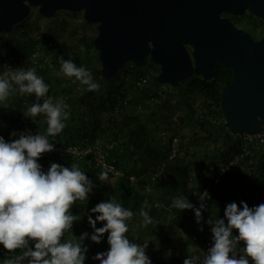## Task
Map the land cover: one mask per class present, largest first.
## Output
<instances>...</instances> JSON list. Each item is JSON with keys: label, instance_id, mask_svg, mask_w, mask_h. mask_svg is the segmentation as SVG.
<instances>
[{"label": "clouds", "instance_id": "1", "mask_svg": "<svg viewBox=\"0 0 264 264\" xmlns=\"http://www.w3.org/2000/svg\"><path fill=\"white\" fill-rule=\"evenodd\" d=\"M59 63L61 72L74 78L73 83L85 85L87 91L100 90L101 85L91 71L78 66L70 53L68 59L60 56ZM50 87L34 68L5 66L0 70V105L10 96L34 95L35 102L24 110V115L33 122L43 115L47 123L43 133L20 132L11 141L0 135V245L13 253L20 249L18 256L5 259L3 264H20L25 260L27 264H85L88 246L83 241L88 238L98 244L105 233L110 247L93 256V260L100 264H152L145 251L149 240L138 244L127 235L133 211L114 198L90 209L96 214L95 218L88 216L91 233L66 238L74 222L81 219L71 211L73 205L88 201L96 185L76 163L67 167L53 162L45 171L38 162L44 153L56 150L51 141L63 132L70 118L69 105L63 97H51ZM17 135L16 130L10 133L12 137ZM98 178L108 181V172L99 173ZM193 195L198 197L199 207L184 195L173 197L169 207L192 210L199 230L203 231L201 213L209 193L205 190ZM150 207L145 200L140 209L145 226L152 223L145 211ZM98 222H102L101 227H97ZM206 223L211 226V246L203 256L189 255L183 264H264V203L249 206L246 201L239 205L233 201L226 205L223 217L209 218Z\"/></svg>", "mask_w": 264, "mask_h": 264}, {"label": "rangeland", "instance_id": "2", "mask_svg": "<svg viewBox=\"0 0 264 264\" xmlns=\"http://www.w3.org/2000/svg\"><path fill=\"white\" fill-rule=\"evenodd\" d=\"M264 25V20H262ZM15 29V28H14ZM23 32H26L29 37L39 40L36 51H39L37 56H41V53H47V48L51 45V42L58 43L61 46L74 45L75 49L80 52L81 58H83V63L79 66H84L88 68L92 76L94 77L93 67H98L97 55L98 50L94 48H87V42L91 38H95L98 33V24L88 23L84 19V13L80 12H71L66 10H60L57 12L54 18H49V20L39 14L38 8L34 7L31 10V13L28 19L22 24L21 30L16 34L15 38L23 37ZM14 33V31H13ZM10 35V36H9ZM20 44H16L13 41L12 34H1L0 36V63L3 68L5 66H11L13 68H34L36 73L40 76H43L45 81L50 84H54V87H50L49 95L53 98H58L56 94H63L65 102L69 105L70 118L75 119L78 124L74 129H71V132L66 127L61 134L64 132H69V137L73 139L74 137H82L81 130L79 129L81 111L88 114L91 118L94 119V127H98L95 134V138L90 142H100L109 146L111 143H126L128 141L126 134H121L116 138L113 137L115 128L113 123H116L118 126L122 125L124 122V115L128 112H131L133 109H136L139 113L142 121L146 122L147 127L150 128L153 132V137L155 138L154 143L156 146L165 145L171 137L179 136L180 138V148L178 151V156L183 157L186 161H190L195 169L194 174L197 176L198 171L196 165L204 160L209 162L210 159L215 156V152L218 148L222 146L223 139L220 136V131L218 129L223 127V122L225 118L222 116V106H219L216 102H210L211 108H206L203 106L202 98L196 95L188 96L183 89L179 87H172L167 84H156V78L160 73V68L158 65H149L148 67H142L141 73L144 74L142 87L138 86L136 81L134 84L132 81V74H134L135 68L134 63H128L125 68L118 72V74L113 78L116 81V85L124 80V71H128L129 74L125 76V85L134 89V91L141 92L143 95L141 99L137 102L124 101L123 107L118 106L112 110L109 105H107V97L105 95V86L103 87V93L99 96L97 101L96 109H92L89 104L90 100V91L86 90L85 85H81L79 82L73 83L74 78L66 77L61 72V67L57 64H50L47 67V72H44V66H37L34 63L33 55L25 58L23 56L18 57V50ZM9 56L7 61L1 62L3 58ZM101 65H99L100 68ZM97 82V81H96ZM101 85L102 82L98 81ZM132 83V85H131ZM186 85L189 84L187 81ZM146 89L149 90L146 92ZM113 93H116V88H113ZM18 94L14 97L10 96L9 99L3 104L0 105V132L6 140L17 139L16 137L10 136V133L13 130H16L19 134L24 132L23 126L26 120H29V125L34 130L31 124H37L36 127L42 132V125H46V118L41 115V117L36 122H33L31 117H26L24 115V110H26L35 99H32L31 96H24V100H20ZM13 99V101H12ZM70 99H74V104L70 103ZM19 101H21L19 103ZM42 103V100H41ZM188 104H191L192 108L188 107ZM198 104V106H197ZM203 114L209 121L207 124H202L201 118L195 117V110ZM15 111L19 114L17 116L16 122H12L15 117ZM13 118V119H12ZM21 119V120H20ZM178 120L179 125L176 120ZM32 122V123H31ZM67 122V121H66ZM41 124V125H39ZM104 130V133H103ZM44 132V131H43ZM42 132V133H43ZM127 131L125 130L124 133ZM84 140H89L88 137H83ZM254 152L256 155L261 156L264 153V144L251 146L246 149L245 153L250 154ZM131 159L127 158L126 161H123L121 164V169L123 172L128 174L129 165L131 164ZM229 164L239 162V157L236 155L229 156ZM253 161L247 163L246 166H249ZM81 169L83 168L82 163H76ZM229 164L222 163L220 164V171L216 174L213 170L210 171L209 176L214 178L219 176L220 173L225 172ZM124 168V169H123ZM89 168L85 169V172ZM222 169H224L222 171ZM147 173H150L151 176L158 175L160 171H154V167L148 168ZM104 172V171H101ZM96 177V178H95ZM157 177V176H156ZM96 179L101 182L98 176H94L92 180ZM120 178L117 176H110L108 181L110 186L119 185ZM196 182V181H195ZM192 182L191 187L196 184ZM149 185L145 188V191L150 193L153 192V184L148 182ZM245 189L247 191V196L239 195L240 198L248 199L249 206L255 205L258 201L264 202V179L260 180L258 185L250 186ZM140 187V186H139ZM142 188V187H141ZM205 189L201 192L203 193ZM187 197V194H183ZM191 202V200H190ZM208 211L202 210V216L204 220L201 222L203 224V231H200V225L195 222V214L190 219H181L183 222L181 229L178 228V232L174 233L175 238H181L183 243L178 244L183 245V251H181L182 258L184 261L189 254H199L203 256L206 254L207 249L211 246V226H207L206 221L208 216L213 218L215 217L214 212L206 215ZM170 217L168 220L171 222ZM164 224V223H163ZM92 231H88L91 233ZM167 232L166 228L158 227L156 224H149L147 226L143 223V217L140 215H134L130 224H129V239L135 237L136 243L142 244L144 240H149L155 243H158L161 240V237L164 233ZM76 234V233H75ZM75 237L72 234H67L68 239ZM208 240V241H207ZM89 242H93L90 239L86 238L83 243L88 246L87 259L85 264H100L98 260H93L92 257L99 253V250H104L106 252L110 245L107 243V233L104 234V240L99 244L98 251H94ZM148 241V243H149ZM102 246L101 249H99ZM97 250V249H96ZM147 254V249L145 250ZM21 264H27V261H23Z\"/></svg>", "mask_w": 264, "mask_h": 264}, {"label": "water", "instance_id": "3", "mask_svg": "<svg viewBox=\"0 0 264 264\" xmlns=\"http://www.w3.org/2000/svg\"><path fill=\"white\" fill-rule=\"evenodd\" d=\"M34 7L45 18L82 11L86 22L98 24L93 43L107 81L130 62L144 66L147 57L161 68L157 81L172 87L196 74L211 79L215 60L224 63L233 71L221 92L229 127L264 130V37L256 40L219 16L249 10L264 20V0H0V36L12 34Z\"/></svg>", "mask_w": 264, "mask_h": 264}, {"label": "trees", "instance_id": "4", "mask_svg": "<svg viewBox=\"0 0 264 264\" xmlns=\"http://www.w3.org/2000/svg\"><path fill=\"white\" fill-rule=\"evenodd\" d=\"M27 19L28 17L16 25L14 33H12L13 41L16 44H20L17 55L18 57L23 56L28 58L32 56L35 52V49L37 48V45L39 44V40L29 37L26 32H23V37L15 38L16 34L20 32L22 24ZM47 19L49 20V18ZM93 40L94 38L89 39L86 45L87 48L91 47L96 49ZM46 52L47 53H41V56L36 58L38 61L34 63L38 67L44 66L45 73L47 72V67L51 62L60 66V56H63L65 59L69 58V55H65L64 51L51 47H48ZM71 57L78 66L84 61L83 58H81L80 52L75 49L74 45ZM8 59L9 56H6L1 60V62L7 61ZM97 63L100 65L98 55ZM99 65L98 67H93V79L97 82H102L101 86H105L107 105H109L112 110L118 106L123 107L124 101L137 102L139 99H141L143 93H137L133 88L130 89V87H127L124 84L126 79L125 76L129 74L128 71H124L125 74L123 82H120L118 85H116L115 83L118 79L107 81L102 77L99 71ZM135 68L137 71L133 69L134 74H132L131 81L133 84L135 81H139L144 76V74L141 73L142 67L135 65ZM0 70H4L1 63ZM232 80V69L222 62L216 61L215 75L213 78L206 79L202 76L192 77L189 79V81H191L189 84L186 85L185 83L187 81H185L182 82L180 87L188 96L196 95L201 97L203 99V106L210 109V102H216L219 106H222L221 92L223 88ZM155 83L160 84L157 81V78ZM51 87L53 88L54 84H52ZM113 88H116V93L112 92ZM102 89L103 87L98 91H90L89 95L91 98L89 100V104L91 105L92 109H96L99 96L103 93ZM149 90L146 89V92ZM56 95L57 97H64V95L61 93ZM31 98L35 99V96H31ZM24 99V96L20 97L21 101ZM21 101H19V103ZM72 101H74V99H70V103ZM74 102H72V104H74ZM188 107L193 109L191 104H188ZM81 113L83 114H81L79 119V129L81 130L82 137H74L71 139L69 137V132L67 131L63 134H60L61 137L59 138L65 139L67 144L77 143L85 145L89 143L90 140L92 141L95 138L94 136L98 127H94V119L88 114H85L83 111H81ZM18 114L19 113L15 111V117L14 119L12 118V122L19 120V118L17 119ZM222 116L224 117L223 112ZM40 117L41 116H38L36 119L38 120ZM201 120L203 122L202 124L209 123L205 116ZM66 123L68 124L67 128L70 132L71 129H74L78 125L75 119H68ZM36 125L37 124H31V126L34 127L33 134L37 132H45L47 124L44 126L42 125V132L36 127ZM113 126L115 128V132L113 133L114 138L121 134H126L128 138V141L124 144H119V141H117V143H115L112 148H107L109 158L115 160L114 164L116 167L121 169V164H123V161H126L127 158H130L131 164L129 165L128 174H135L139 176L142 175V173H147L146 170L153 166L154 171H160L159 176L155 179H152L151 175H147V179L149 180H143L142 184L140 183V185L131 184L124 177L120 178V183L117 186H110V184L107 182H99L94 179L93 182L96 187L93 189V192L89 194V200L85 202H77L71 209L73 214L79 215L81 219L74 222L73 229L72 231H69L68 234L79 237L84 232L93 231L88 222V216L92 215L93 218H95L96 214L91 213L90 209L97 203L107 201L111 198H114L116 202H119L124 207L132 210L134 215H139L143 202L147 200L151 207L145 209V211H148L149 215L152 217L151 224H156V226L162 227L163 229V223L169 220L170 217H173L174 222L179 218L190 219L195 214L192 210L188 209H171L169 205L171 204L173 197L187 194L186 198L191 200L192 203L199 207L198 197L193 195V193H201L205 189L209 193V198L205 201V211H208L206 215L208 216L213 211L215 216L223 217L224 209L228 203L235 201L239 205L240 201L248 202L247 197L242 199L239 196H247V191H245V189L248 188V184H250L249 187L258 185L260 180L264 179V153L259 156V158L254 152L246 154L242 139L234 138L232 135L225 132L224 126L218 129L220 131V136H222L223 139L222 146L217 149L215 152L216 155L213 156L209 162L202 160L199 165H196L198 171L197 176L194 174L195 169L192 167L193 164L190 161H186V159L178 155L171 158L170 152L173 137H171L165 145H155V138L153 137L152 130L147 127L146 122L142 121L136 109H133L131 112H128L124 115V122L122 125L118 126L116 123H113ZM125 130L127 131L126 133H124ZM85 136L88 137L89 140H84L83 137ZM50 139L52 138L50 137ZM250 147L251 146H249V148ZM231 155H237L239 157V162L230 165L229 156ZM56 160L57 163L67 167H70L71 164L74 163L70 160V158H63L58 155ZM250 160L253 162L249 164V166L245 167L244 165H247ZM38 162L43 166L45 171L50 167L51 163H53L47 156H42L39 158ZM224 162L225 164L230 165V169L220 173L217 180L211 178V176H209L210 171L213 170L216 174H218L220 171L219 166ZM87 168H89V172L85 173L90 179H92L94 176H98V174L102 171L100 168H95L94 166H89L87 164L83 165L82 170L85 171ZM110 176H112V174L108 173V178H110ZM148 182L153 184V192L148 193L145 191V188L147 185H149ZM192 182L196 183L193 187L190 185ZM261 203L264 202L260 200L255 205H259ZM156 204H160L161 207L157 208L155 206ZM209 218L211 217L208 216V219ZM101 226L102 222H98L97 227ZM207 226L209 227L210 225L207 224ZM130 241L136 242L135 237L131 238ZM88 243L91 245L94 251H98V247L100 246L99 243H91L89 241ZM101 248L102 246L99 249ZM15 251V253L12 252L7 254L9 250L4 249L3 246L0 245V264H3L5 259H14L16 256H18L20 249ZM103 251L104 250L101 249L99 250V253ZM147 255L151 258L152 264H183L178 253V246H176V244L173 242L172 230L165 232L158 243L149 241ZM22 262L23 261H21L20 264Z\"/></svg>", "mask_w": 264, "mask_h": 264}, {"label": "built area", "instance_id": "5", "mask_svg": "<svg viewBox=\"0 0 264 264\" xmlns=\"http://www.w3.org/2000/svg\"><path fill=\"white\" fill-rule=\"evenodd\" d=\"M49 47L57 49V50H62L64 51L65 55H69L73 53V46L68 45V46H61L58 43L51 42V45ZM39 51L34 52L33 54V59L35 62L37 61L36 58L38 57ZM40 53V52H39ZM48 59V58H46ZM52 64V62L50 63ZM144 82V79H140L137 81V85L142 87V83ZM198 106V104H197ZM195 110V109H194ZM195 117L196 118H203V114L195 110ZM177 124L179 125V122L177 119H175ZM26 124H24L23 129L26 131V133L31 132L33 134V130L30 127L29 120L25 121ZM224 130L225 132L229 133L232 135L234 138H239L242 139V142L244 144V150L248 149L249 146H255V145H262L264 144V130L260 133L256 134H248V133H239V132H234L231 130L229 127L228 123L226 120L223 122ZM61 135L57 136L55 140L52 142L56 144V150L52 152H47L44 153L42 156H47L50 158L51 162L57 163L56 157L61 156L63 158H70L71 161L74 163H82V165H89V166H94L95 168H100L102 171H107L108 173L112 174L113 176H117L119 178H126L131 184H142L143 180H149L147 179L150 173H142V175H135V174H126L123 172V170H120L119 168L116 167L114 164L115 160H112L109 158V153L107 148H112L115 143H111L109 146H105V144H102L100 142H89L85 145L77 144V143H70L67 144L65 139L59 138ZM180 148V138L179 136H174L172 139L171 143V152L170 156L171 158L174 156L178 155V151ZM230 169V165L227 167L226 170ZM224 170V171H226ZM156 176L158 175H153L152 179H155ZM219 177H214L215 180H217ZM148 186V185H147ZM12 252H7V254H10Z\"/></svg>", "mask_w": 264, "mask_h": 264}, {"label": "flooded vegetation", "instance_id": "6", "mask_svg": "<svg viewBox=\"0 0 264 264\" xmlns=\"http://www.w3.org/2000/svg\"><path fill=\"white\" fill-rule=\"evenodd\" d=\"M219 16L228 17L237 28L243 29L244 31L250 33L253 36V38L256 40H259L264 37V25L261 21V18L258 17L257 15L252 14L249 10H246L242 14H235L230 11H223L220 13ZM187 48L192 53V47L190 45H187ZM216 61L218 60H215V63ZM152 64L158 65L154 63L150 57H147L146 64L142 67H148L149 65H152ZM160 71H161V68H160ZM197 76H201V75L196 74L193 77H197ZM189 79L184 80L182 82H185V81L191 82L189 81Z\"/></svg>", "mask_w": 264, "mask_h": 264}, {"label": "crops", "instance_id": "7", "mask_svg": "<svg viewBox=\"0 0 264 264\" xmlns=\"http://www.w3.org/2000/svg\"><path fill=\"white\" fill-rule=\"evenodd\" d=\"M181 219H183V218L176 219V221L173 222L174 219L172 218V219H171V222H170L168 225H167V223L169 222L168 220L164 223V228H166L167 231L172 230V235H173V237L175 236L174 233H177V232H178V228L181 229V225H182V223H183V222L181 221ZM179 239H180V243H183V242H184L183 240H181V238H175V239H173V242L176 244V246H178V253H179V255H180V258H182L183 256H182V254H181V251H183L184 248L182 247L183 245L178 244ZM207 241H208V240H207ZM189 255H190V254H189ZM189 255L186 256V257H189ZM182 262H183V261H182Z\"/></svg>", "mask_w": 264, "mask_h": 264}]
</instances>
